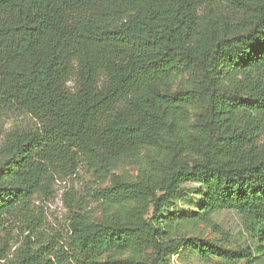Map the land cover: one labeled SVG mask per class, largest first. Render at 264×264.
<instances>
[{
  "label": "trees",
  "instance_id": "1",
  "mask_svg": "<svg viewBox=\"0 0 264 264\" xmlns=\"http://www.w3.org/2000/svg\"><path fill=\"white\" fill-rule=\"evenodd\" d=\"M21 112L0 129L4 264L264 262V0H0V119ZM146 149L150 170L115 173ZM83 167L113 182L90 194L100 218L64 193L67 249L32 205ZM225 210L248 243L214 220ZM175 219L215 236L173 235Z\"/></svg>",
  "mask_w": 264,
  "mask_h": 264
},
{
  "label": "rangeland",
  "instance_id": "2",
  "mask_svg": "<svg viewBox=\"0 0 264 264\" xmlns=\"http://www.w3.org/2000/svg\"><path fill=\"white\" fill-rule=\"evenodd\" d=\"M229 79V75L226 77ZM73 83H69L72 85ZM192 80L188 75L181 77L176 82V87H190ZM27 119L23 113H13L0 119V129L8 131L15 125H23V120ZM154 159H158V152L154 149H146L141 155L135 159L130 160L121 164L115 173L120 177L134 181L141 172L151 169V163ZM1 162V160H0ZM113 179L110 177L107 181H96L91 173L87 171L85 167L78 170V172L68 178H58L54 185V195L48 200H35L32 205L33 211L36 214H40L43 219L42 231L43 234L53 236L58 239L67 249H69V209L64 199V193L66 191H74L78 196L86 198L87 203L90 204V209L94 211V217L100 218L102 216V208L97 202H93V198L90 194L93 190L98 187H105L110 185ZM73 193V192H72ZM90 202V203H89ZM214 220L222 225L225 229L232 230L233 235L236 236L237 242L248 243L249 240L246 238V234L242 229L240 216L235 211H221L214 216ZM178 221L175 219L173 222V235L178 236H198L201 238H212L215 236V232L212 228L204 225H190L186 223H180L177 228L176 224ZM23 223L20 222V218H12L11 222L6 224L7 231L10 233V237L5 245L7 256L11 258L18 248L22 245L23 234L22 227ZM7 259H0V264H4ZM174 264H203L197 257L191 256L188 259V263L179 261L178 257L173 258ZM257 264H264V262H258Z\"/></svg>",
  "mask_w": 264,
  "mask_h": 264
}]
</instances>
